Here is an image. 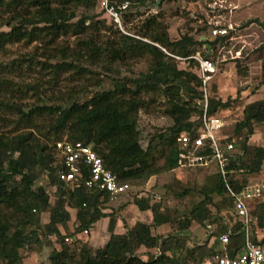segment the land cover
Listing matches in <instances>:
<instances>
[{
	"label": "trees",
	"instance_id": "1",
	"mask_svg": "<svg viewBox=\"0 0 264 264\" xmlns=\"http://www.w3.org/2000/svg\"><path fill=\"white\" fill-rule=\"evenodd\" d=\"M129 1L126 17L134 7L146 5L149 0H112L115 3ZM155 2V0H150ZM97 0H0V49L21 41H41L52 43L61 35L84 32L86 22L94 16L83 15L77 21V10L81 7L92 10ZM102 15L109 19L103 10ZM110 20V19H109ZM101 20L93 21L92 24ZM111 21V20H110ZM114 24L113 21H111ZM7 27L9 30H4ZM141 38L123 35L117 42L109 41L100 46L94 39L83 41L85 54L92 62L103 60L106 67L112 69L114 63L126 59H146L147 72L137 78L117 80L114 87L99 91L84 101L75 100L69 106L46 104L39 94V102L25 108L17 101L3 102L17 118L0 119L10 121L12 128L0 134V262L2 264H24V252L42 247L41 234L54 235L61 249L50 253L51 264H185L176 251L183 244L178 237H160L154 232L172 221L160 202H151L150 196L137 195L134 204L141 211H150L152 222L137 221L123 233L115 231L117 217L103 210L106 201L100 200V194L86 188L73 189L59 177L60 166L55 164L54 143L66 134L69 140H80L92 144L102 157L106 167L115 173L122 182L147 181L152 176L179 167L180 149L177 138L181 132L192 130L200 124L192 120L193 115L201 113L199 101L203 98L202 78L198 62L190 56L196 50L191 47L205 43L210 48L227 35L212 40L197 41L191 36L172 40L167 25L157 15L145 20ZM144 38L150 41L144 40ZM180 58V59H179ZM178 60L188 62L193 68L180 69ZM72 64L57 63L55 69H68ZM81 69V68H80ZM261 85H264V58L262 64ZM99 86V82L91 84ZM85 87L82 93L89 92ZM210 111L219 114L229 106L213 94V82L210 87ZM165 98V113L173 124L165 132L155 134L147 147L141 143L139 112ZM221 115V114H220ZM6 122V121H5ZM264 123V100L248 103L243 110V118L235 124L232 139L237 144L236 164L257 171L264 162V147L249 143V137L255 132L257 124ZM246 130V133L244 132ZM50 142H54L50 146ZM190 169V168H187ZM47 173L50 185L55 189V199L44 185L35 187L41 173ZM217 187V188H216ZM204 198L195 204L182 222L187 228L193 221L210 222L214 225L211 236L213 242L199 246L198 250H189L190 256H213L219 250V236L227 230L223 210L231 199L225 195L216 201L217 186H203ZM214 205V210L211 207ZM229 207V205H228ZM70 209L76 210V228L69 230ZM49 212V221L41 223V215ZM255 217L252 237L264 242V200L255 203ZM109 217V240L92 254L83 247L79 252L72 250L66 238L72 233L90 231L103 218ZM241 222L235 224L233 238ZM66 230L71 231L65 233ZM241 245V244H240ZM239 245V246H240ZM238 246V247H239ZM145 247L155 249L148 252L146 258L139 254Z\"/></svg>",
	"mask_w": 264,
	"mask_h": 264
},
{
	"label": "rangeland",
	"instance_id": "2",
	"mask_svg": "<svg viewBox=\"0 0 264 264\" xmlns=\"http://www.w3.org/2000/svg\"><path fill=\"white\" fill-rule=\"evenodd\" d=\"M99 4L92 10L81 7L77 10V21L83 15L94 16V20L86 22V30L79 34L61 35L52 43L41 41H21L0 49V115L6 119L17 118L14 112L3 105V102L17 101L25 108H30L39 102V94L46 104H62L69 106L75 100L84 102L94 93L109 90L117 80L137 78L147 72L149 66L146 59H126L114 63L112 69L106 67L103 60L92 62L85 54L83 41L94 39L98 45L106 46L109 41H119L124 33L100 12ZM153 15L167 25L169 36L178 40L191 36L197 41L214 39V29L218 26L227 29V36L208 47L205 43L195 44L192 50L208 54L213 49V60L217 72L212 80L213 94L223 101H229V106L220 114L229 124L225 134H230L235 124L243 118L244 107L255 100H264V85H261L262 64L264 58V0H149L146 5L134 7L126 17V29L136 37L141 38L144 31L142 25ZM101 20L98 23L93 21ZM4 30L9 28L4 27ZM139 34V35H138ZM144 40L150 41L147 38ZM180 59V58H179ZM72 64L68 69H54L57 63ZM180 69L190 70L193 65L178 60ZM81 68V69H80ZM99 86H91L95 82ZM88 87L87 93L82 90ZM165 98L139 112V128L141 143L147 147L150 139L158 133L165 132L173 124L172 118L165 113ZM196 116V115H193ZM192 116V117H193ZM6 121V122H5ZM0 119V134L8 132L12 125L10 121ZM246 133V130H244ZM255 133L258 141L264 144V123L257 124ZM62 138H67L66 134ZM256 139L252 142L255 143ZM54 142H50L53 146ZM217 179L203 168H177L161 172L147 181H132L133 188L129 194H124L117 201L103 206L104 212L121 219L119 229L123 232L137 221L152 222L150 211H141L134 204L137 195L150 196L151 202H160L161 208L171 216L172 221L154 228L160 237L175 236L180 241L181 248L176 251L180 260L196 261L199 257H191L189 250L206 246L213 242L210 229L206 223L193 221L187 228L182 222L187 219L193 206L200 202L204 195L203 186H216ZM44 185L55 199V189L50 185L47 173H41L35 187ZM217 188V187H216ZM225 196L218 191L215 200ZM229 205V207H228ZM223 210L227 217L231 203ZM214 210V205L211 207ZM71 221L69 230L76 228V210L70 209ZM49 221V212L41 215V223ZM118 222V221H117ZM109 217L100 220L93 230L72 233L66 238L72 250L80 251L87 248L92 254L109 240ZM117 226V225H116ZM39 230L42 247L24 252V264H51L50 253L61 249V244L54 235H46ZM66 230L65 233L71 231ZM117 231V227L115 228ZM243 235L233 238L228 246L232 253L242 244ZM148 252L155 249L142 247L139 250L144 258ZM2 264V262H0Z\"/></svg>",
	"mask_w": 264,
	"mask_h": 264
},
{
	"label": "built area",
	"instance_id": "3",
	"mask_svg": "<svg viewBox=\"0 0 264 264\" xmlns=\"http://www.w3.org/2000/svg\"><path fill=\"white\" fill-rule=\"evenodd\" d=\"M105 15L126 35L137 36L126 29L124 13L129 1L121 3L112 0H97ZM227 29L216 27L214 37L226 35ZM211 54L195 51L190 57L199 64L202 78L203 98L199 101L201 113L193 116L200 124L190 131L181 132L177 138L180 149L178 168H203L217 179L221 192L231 199L230 217L225 215L227 230L219 236V250L203 260L187 261L185 264H264V242L254 240L253 208L256 202L264 200V162L257 171L236 164L237 144L232 139L234 129L225 134L228 123L218 112L210 111L211 83L217 72L216 62ZM55 164L60 166L59 177L69 187L86 188L100 194V200L112 203L131 188L129 182H122L105 166L102 157L92 144L80 140L63 138L54 143ZM241 222L236 233L243 235L242 244L230 253L228 246L233 242L235 224ZM207 227L211 233L214 225ZM88 232V231H85Z\"/></svg>",
	"mask_w": 264,
	"mask_h": 264
},
{
	"label": "crops",
	"instance_id": "4",
	"mask_svg": "<svg viewBox=\"0 0 264 264\" xmlns=\"http://www.w3.org/2000/svg\"><path fill=\"white\" fill-rule=\"evenodd\" d=\"M255 138H257V139H256V142L253 143L252 140L255 139ZM249 143L252 144V145H255V146H262V147H264V144H261V143L258 141V136H257V134H256L255 132H254L252 135H250V137H249ZM261 175H264V172H263ZM106 218H107V217H106ZM106 218H103L102 220H105ZM120 221H121V219L119 218V219H118V222H117V226H116V227H117V231H116L117 233H123V232L126 231V230H125V231L122 232V231L118 228V227H119L118 225H119V222H120ZM263 235H264V232H261V236H263Z\"/></svg>",
	"mask_w": 264,
	"mask_h": 264
},
{
	"label": "water",
	"instance_id": "5",
	"mask_svg": "<svg viewBox=\"0 0 264 264\" xmlns=\"http://www.w3.org/2000/svg\"><path fill=\"white\" fill-rule=\"evenodd\" d=\"M210 54H211V52H208V54H207V55L209 56Z\"/></svg>",
	"mask_w": 264,
	"mask_h": 264
}]
</instances>
